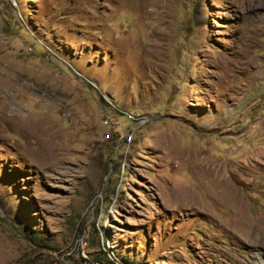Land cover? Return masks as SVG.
Listing matches in <instances>:
<instances>
[{"label": "rangeland", "instance_id": "rangeland-1", "mask_svg": "<svg viewBox=\"0 0 264 264\" xmlns=\"http://www.w3.org/2000/svg\"><path fill=\"white\" fill-rule=\"evenodd\" d=\"M263 242L264 0H0V264Z\"/></svg>", "mask_w": 264, "mask_h": 264}, {"label": "bare ground", "instance_id": "bare-ground-1", "mask_svg": "<svg viewBox=\"0 0 264 264\" xmlns=\"http://www.w3.org/2000/svg\"><path fill=\"white\" fill-rule=\"evenodd\" d=\"M254 242H255V243H251V244H252V247H254L255 249H256V248H260V247L262 246V245H261V246H260V245H257L258 243H257L256 241H254ZM261 242H262V241H261ZM263 243H264V242H263ZM259 246H260V247H259ZM262 249H264V248H262ZM262 249H261V250H262ZM257 251H258V250H257ZM258 255H259L261 258H264V251H263V253H259Z\"/></svg>", "mask_w": 264, "mask_h": 264}]
</instances>
